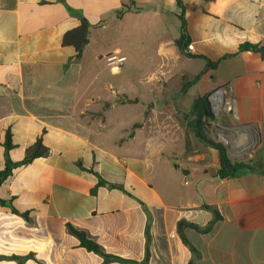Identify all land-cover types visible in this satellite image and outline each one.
Returning a JSON list of instances; mask_svg holds the SVG:
<instances>
[{
  "label": "crops",
  "instance_id": "crops-1",
  "mask_svg": "<svg viewBox=\"0 0 264 264\" xmlns=\"http://www.w3.org/2000/svg\"><path fill=\"white\" fill-rule=\"evenodd\" d=\"M182 1L0 0V264H123L68 224L137 264H264V53L240 50L264 47V0ZM82 20L79 56L63 38ZM109 53L127 60L108 67ZM228 84L236 121L207 135L251 166L235 177L189 128L195 101ZM39 139L48 154L22 163ZM209 207L222 219L203 232Z\"/></svg>",
  "mask_w": 264,
  "mask_h": 264
},
{
  "label": "trees",
  "instance_id": "trees-1",
  "mask_svg": "<svg viewBox=\"0 0 264 264\" xmlns=\"http://www.w3.org/2000/svg\"><path fill=\"white\" fill-rule=\"evenodd\" d=\"M178 3H179V6L183 9V1L178 0ZM180 18L182 21V26H181L182 35L180 39L177 41V44L179 48L183 51V46L184 44L186 45L188 43V38L186 36V27H185V20H184L183 15H181ZM89 33H90V26L88 22L86 20H82L80 26H78L77 28L71 31H68L64 35L63 45L73 47L77 51L78 55L80 56L89 42ZM240 50L241 51L242 50L243 51L252 50L255 52L264 53V47H259V46L252 45L249 43L241 45ZM209 64L215 65L210 62ZM191 113H192L193 119L189 122V128L193 129L197 137H199L201 140L209 143L211 146L218 149L221 154V165H220V170H219L220 176L235 177L251 169V166L245 161L231 158L227 152L226 147L223 144L215 143L207 135V130L210 125L209 123L215 120V117L210 108L208 96L197 99L192 107ZM12 146L13 145L11 142V136L10 134H7L5 148L8 151L12 148ZM47 154H48V149L43 146L41 139H39L37 143L35 144V146L31 150L28 151L27 156L22 163L31 162L35 158L41 157ZM8 173L9 172L7 171L4 173H0V183L8 175ZM105 184H108V183L104 181L101 177H99V185H105ZM110 187L121 189L120 186L113 185V184H110ZM6 205H7V202L0 199V206L5 207ZM208 209L212 211L214 215V221L208 227L201 229V231L203 232L210 231L213 227L214 222L222 219L221 214L216 208L209 207ZM13 212L19 214V212L16 209H13ZM22 216L25 218H28V213H23ZM67 229L69 233H71L72 235L76 236L79 239L82 247H84L88 251L94 252L102 256L105 259V263L120 262L123 264H137L130 260H125V259H122L116 256L106 254L103 248L99 244H97L93 240V238L89 236L87 232L83 230H79L70 224L67 225ZM182 237H183L184 243L190 247L191 251L195 254V256H198L199 254L197 253L196 249L188 243V241L186 240L184 236ZM149 238L150 236L147 230V244H148ZM12 259L18 260L20 264H23L25 260V258H21V257H12ZM147 261H148V252H147V257H146V260L144 261V264H146Z\"/></svg>",
  "mask_w": 264,
  "mask_h": 264
},
{
  "label": "built area",
  "instance_id": "built-area-1",
  "mask_svg": "<svg viewBox=\"0 0 264 264\" xmlns=\"http://www.w3.org/2000/svg\"><path fill=\"white\" fill-rule=\"evenodd\" d=\"M188 49L193 50L194 45H188ZM126 60L127 58L125 56H121L117 53H109L105 56L106 65L112 68L124 65ZM208 101L210 104L211 111L215 117V120H213L212 122L216 121L215 124H217L218 128L224 133V131L228 129V127H225V125L221 124V120L225 117H229L230 120H233L235 122L237 118L236 103L231 85L228 84L226 86H222L211 92L208 95ZM247 128L253 129V125H249ZM255 143L256 138L254 137L253 145H255Z\"/></svg>",
  "mask_w": 264,
  "mask_h": 264
},
{
  "label": "rangeland",
  "instance_id": "rangeland-1",
  "mask_svg": "<svg viewBox=\"0 0 264 264\" xmlns=\"http://www.w3.org/2000/svg\"><path fill=\"white\" fill-rule=\"evenodd\" d=\"M216 123V121H214V122H210L209 124V128L211 129H213V130H216V129H218L219 130V128H218V125L217 124H215ZM212 124V125H211ZM226 127V126H225ZM230 129H232V127H230ZM188 179L190 180L191 179V177L190 176H188Z\"/></svg>",
  "mask_w": 264,
  "mask_h": 264
},
{
  "label": "bare ground",
  "instance_id": "bare-ground-1",
  "mask_svg": "<svg viewBox=\"0 0 264 264\" xmlns=\"http://www.w3.org/2000/svg\"><path fill=\"white\" fill-rule=\"evenodd\" d=\"M251 130H253V129H251Z\"/></svg>",
  "mask_w": 264,
  "mask_h": 264
}]
</instances>
